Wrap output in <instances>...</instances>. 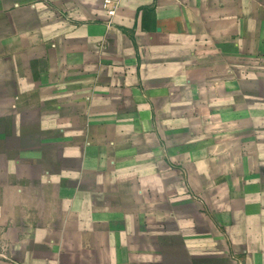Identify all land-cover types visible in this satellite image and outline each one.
Wrapping results in <instances>:
<instances>
[{
	"label": "crops",
	"instance_id": "obj_1",
	"mask_svg": "<svg viewBox=\"0 0 264 264\" xmlns=\"http://www.w3.org/2000/svg\"><path fill=\"white\" fill-rule=\"evenodd\" d=\"M169 245L264 264V0H0V264Z\"/></svg>",
	"mask_w": 264,
	"mask_h": 264
},
{
	"label": "rangeland",
	"instance_id": "obj_2",
	"mask_svg": "<svg viewBox=\"0 0 264 264\" xmlns=\"http://www.w3.org/2000/svg\"><path fill=\"white\" fill-rule=\"evenodd\" d=\"M185 179H187V178H185ZM198 198L201 199L200 196H198ZM199 202H200V200H199ZM203 207L205 208V204ZM201 224H203V222H201ZM173 240H174V238H171V240H168V241H172V243H171L172 245H174L175 243L178 244L177 241L173 242ZM172 245L166 246L168 248L165 250V252L164 251L162 252V254H161L162 258L169 264H181V263H183L181 261H185L184 254L181 256L179 254H174V252H172Z\"/></svg>",
	"mask_w": 264,
	"mask_h": 264
},
{
	"label": "built area",
	"instance_id": "obj_3",
	"mask_svg": "<svg viewBox=\"0 0 264 264\" xmlns=\"http://www.w3.org/2000/svg\"><path fill=\"white\" fill-rule=\"evenodd\" d=\"M111 0H105V5L110 4Z\"/></svg>",
	"mask_w": 264,
	"mask_h": 264
}]
</instances>
